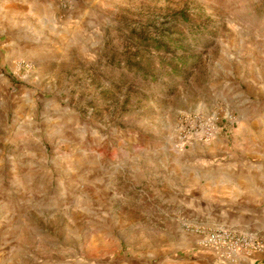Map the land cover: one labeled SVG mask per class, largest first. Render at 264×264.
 I'll use <instances>...</instances> for the list:
<instances>
[{"label":"rangeland","instance_id":"rangeland-1","mask_svg":"<svg viewBox=\"0 0 264 264\" xmlns=\"http://www.w3.org/2000/svg\"><path fill=\"white\" fill-rule=\"evenodd\" d=\"M55 12L48 38L1 71L0 264H162L234 231L235 205L194 187L254 157L264 0H61ZM159 39L188 62L141 100V68L162 72ZM213 115L228 161L185 139Z\"/></svg>","mask_w":264,"mask_h":264},{"label":"crops","instance_id":"crops-1","mask_svg":"<svg viewBox=\"0 0 264 264\" xmlns=\"http://www.w3.org/2000/svg\"><path fill=\"white\" fill-rule=\"evenodd\" d=\"M59 1L61 0H0V76L1 71L11 69L13 56L27 55L35 42L48 38L47 31L50 30V21L56 17L55 8ZM101 1L103 0H83L87 5ZM263 48H254L253 55L257 63L251 65L257 70V76L252 81L255 93H261L264 97ZM15 63L16 61L14 65ZM245 132L246 128L242 125L234 129L231 136L235 143L239 142L238 137ZM254 133L252 128L248 130L252 140L250 146L253 149V159L245 164L237 162L232 169L229 165L230 172L218 171L220 167H217L216 171L204 174V180L198 182V186L202 187L194 189L198 193L205 191L207 198H213V191L208 192L204 188L205 183L212 184L215 192L219 193L218 204H234V209L240 215L238 220L232 222L234 231L241 235L254 234L264 242V127L258 131L256 139L253 138ZM223 134L219 129L214 138L206 141L197 138L195 141L204 142L201 144L207 145L210 156L214 158H217L218 147L222 145L221 161H228L231 154L225 152L228 148L224 147L226 139ZM193 146L195 145L192 144L191 147ZM182 255V258H169L162 264H230L224 262L214 249L203 246L202 249L186 248ZM232 261L234 264H264V250L242 251ZM141 264L145 262L142 261Z\"/></svg>","mask_w":264,"mask_h":264},{"label":"built area","instance_id":"built-area-1","mask_svg":"<svg viewBox=\"0 0 264 264\" xmlns=\"http://www.w3.org/2000/svg\"><path fill=\"white\" fill-rule=\"evenodd\" d=\"M229 118L230 123L234 125L236 120L233 117ZM196 121L200 122V128L193 129V131L189 133V136L185 135L186 140L197 138L210 140L214 138L219 131V117L217 115H213L206 121L198 116L195 117L194 122ZM203 243L206 248L214 249L217 255H220V257L225 260L224 262L230 263H234L232 260L242 251L262 252L264 250V243L258 240L254 234L241 235L226 228L208 233Z\"/></svg>","mask_w":264,"mask_h":264},{"label":"trees","instance_id":"trees-1","mask_svg":"<svg viewBox=\"0 0 264 264\" xmlns=\"http://www.w3.org/2000/svg\"><path fill=\"white\" fill-rule=\"evenodd\" d=\"M172 43L173 42H171L170 44ZM153 46L157 49V52H160L154 59L158 60L157 64L162 67V72L158 73L155 68H150L148 70L141 68V100L144 96L146 88L149 87V84L151 82L156 83L157 78L162 77V79L173 80L178 77V74L182 76L184 69L180 71V68L184 67L187 64L189 58L183 56L182 58H180V60H176L179 61V63H175L170 58L171 54L168 50V47H170L169 44H167V42H164L163 39L154 40ZM145 58L146 56L141 57V61H144ZM131 95L132 93L129 92L127 98H125V103L130 102Z\"/></svg>","mask_w":264,"mask_h":264}]
</instances>
